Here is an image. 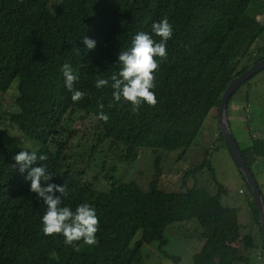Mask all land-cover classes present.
Here are the masks:
<instances>
[{
  "label": "trees",
  "instance_id": "1",
  "mask_svg": "<svg viewBox=\"0 0 264 264\" xmlns=\"http://www.w3.org/2000/svg\"><path fill=\"white\" fill-rule=\"evenodd\" d=\"M261 16L264 0H0V95L14 86L17 107L16 113L7 114L0 103V121L8 116L29 143L0 131V264H142L141 248L155 242L147 230H154L156 241L166 245L167 227L192 221L203 227V213L226 210L221 203L224 190L206 160L192 174L207 169L220 190L216 195L196 186L184 192L161 191L158 157L157 173L147 192L133 182L118 183L109 174L104 177L108 189L99 190L89 169L67 153L76 135L67 121L75 112L95 120L92 154L100 148L115 150L120 161L129 164L142 150L154 154L182 151L183 155L195 144L211 112L218 111L231 82L264 60ZM164 17L174 34L167 41L168 60L155 74L157 105L145 103L138 113L131 111L130 103L109 107L113 102L110 77L118 72V54L129 49L140 31L158 42L151 25ZM84 36L96 41L94 50L86 49ZM65 62L79 76L74 87L88 93L80 102H72L65 86L61 71ZM98 75L109 79L108 87H95ZM244 84L228 102L229 127L230 102ZM101 111L109 116L107 123L97 118ZM234 140L251 172L264 160V140L251 138L244 149ZM22 150L48 155L47 161L38 163L55 174L52 182L67 186L62 206L75 211L87 202L95 208L100 229L95 246L83 241L67 246L63 235L43 233L46 205L30 191L31 182L24 179L27 173L12 166L13 157ZM253 219L261 246L251 236L242 243L250 249L249 256L261 249L264 259L257 208ZM238 228L239 224L219 223L215 233ZM139 233L141 238L135 241ZM202 238L193 264H249V256H238L228 248L217 250L205 232ZM164 257L179 263L177 257Z\"/></svg>",
  "mask_w": 264,
  "mask_h": 264
},
{
  "label": "rangeland",
  "instance_id": "2",
  "mask_svg": "<svg viewBox=\"0 0 264 264\" xmlns=\"http://www.w3.org/2000/svg\"><path fill=\"white\" fill-rule=\"evenodd\" d=\"M258 20L264 24L263 16L258 17ZM240 65H243L242 62ZM13 91H16L14 86L5 95H0L2 110L7 114L17 112L16 92ZM229 109L236 110L234 115L239 117L238 119L230 117L229 123L233 136L241 149L249 146L251 138L264 140V71L254 75L240 88L230 102ZM94 125L93 118L85 117L79 112L68 117L67 126L76 135L69 142L67 153L89 169V177L93 175L96 178V186L99 190L106 191L108 189L109 182L105 181L104 177L109 174L118 183L133 182L142 191L147 192L150 182L157 173L155 166L157 157L160 160L158 186L161 191L184 192L186 189L196 186L205 189L211 195H216L220 190L207 169L192 174L193 170L200 166L204 160L210 163L216 182L224 190L221 203L226 210L203 213L200 219L203 227L196 221L173 224L164 231L163 237L166 240V245H161L156 241L154 230H147L149 239H155V242L145 244L141 248L142 264H174L172 260L164 257V254L179 258L178 264H193L192 256L201 249L204 243L203 232L213 240L217 250L228 248L238 256L248 257L250 255V249L242 243L243 238L247 236H251L260 248L261 235L253 219V211L256 206L248 184L244 177L242 178L228 145L223 137H219V121L216 111L211 112L200 130L195 144L183 155H181L182 151L154 154L150 150H142L138 152L137 159L130 164L121 162L120 153L115 150L110 153L100 148L92 154ZM0 131L15 136L23 144L29 146V143L10 123L8 116L0 121ZM239 132L243 134L240 135ZM251 172L264 196V160H259L252 167ZM219 223L239 224V228L216 235L215 228ZM140 238L141 233L136 235L135 241ZM261 254L262 251L259 249L256 254L249 256V264H264Z\"/></svg>",
  "mask_w": 264,
  "mask_h": 264
},
{
  "label": "clouds",
  "instance_id": "3",
  "mask_svg": "<svg viewBox=\"0 0 264 264\" xmlns=\"http://www.w3.org/2000/svg\"><path fill=\"white\" fill-rule=\"evenodd\" d=\"M151 28L152 33L160 38L158 42L149 33L140 31L134 35L129 49L121 50L118 54V72L110 77L113 102L109 107L119 103H130L131 111L138 113L145 103L151 107L157 105L154 92L155 74L159 71L161 63L168 60L167 41L172 39L174 30L167 17L159 22H153ZM82 41L87 50L96 48L94 39L84 36ZM75 51L80 54L79 48ZM61 71L65 86L71 93L72 102L83 100L88 93L74 87L79 76L72 66L65 62ZM108 86L109 79L100 75L96 77L97 89ZM99 107L103 109L104 105L100 103ZM97 118L105 123L109 120V116L103 111ZM48 158L46 153L38 155L35 150L31 152L22 150L13 157L15 164L12 165L14 168L18 167L21 174L27 173L24 179L31 182L30 191L46 205V212L42 217L43 233L48 236L63 235L67 246L75 247L80 241L85 245L95 246L100 230L95 208L87 202L79 204L75 211L68 206H62L63 198L67 195V186L52 182L55 174L43 163H38L47 161Z\"/></svg>",
  "mask_w": 264,
  "mask_h": 264
},
{
  "label": "water",
  "instance_id": "4",
  "mask_svg": "<svg viewBox=\"0 0 264 264\" xmlns=\"http://www.w3.org/2000/svg\"><path fill=\"white\" fill-rule=\"evenodd\" d=\"M262 71H264V60L253 65L249 70H247L246 72H244L242 75L235 78L231 82V84L228 86V88L226 89V91L224 92L221 98V103L217 111V117L219 121V131L224 141L228 145L230 152L234 157L242 176L244 177V179L248 184L253 202L258 211L259 223L262 229V235L264 239V202L260 194L259 188L257 186V183L253 178L250 169L247 167L241 155V152L231 134V130L226 116L227 105L233 93L239 88L240 85L244 84L245 82L250 80L254 75Z\"/></svg>",
  "mask_w": 264,
  "mask_h": 264
},
{
  "label": "crops",
  "instance_id": "5",
  "mask_svg": "<svg viewBox=\"0 0 264 264\" xmlns=\"http://www.w3.org/2000/svg\"><path fill=\"white\" fill-rule=\"evenodd\" d=\"M236 110H231L229 109V116L231 117V119H238L239 117H237L236 115H234V112ZM240 135H242L243 133L242 132H239Z\"/></svg>",
  "mask_w": 264,
  "mask_h": 264
}]
</instances>
